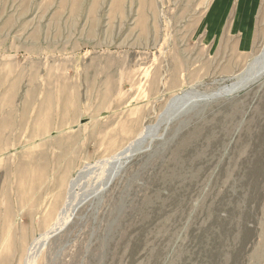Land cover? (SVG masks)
Segmentation results:
<instances>
[{
    "label": "rangeland",
    "instance_id": "rangeland-1",
    "mask_svg": "<svg viewBox=\"0 0 264 264\" xmlns=\"http://www.w3.org/2000/svg\"><path fill=\"white\" fill-rule=\"evenodd\" d=\"M215 1L0 0V264H23L77 200L82 166L123 149L175 94L228 84L259 53L264 0L246 50L238 32L208 35ZM158 136L99 200L70 209L35 264H264V77Z\"/></svg>",
    "mask_w": 264,
    "mask_h": 264
},
{
    "label": "bare ground",
    "instance_id": "bare-ground-1",
    "mask_svg": "<svg viewBox=\"0 0 264 264\" xmlns=\"http://www.w3.org/2000/svg\"><path fill=\"white\" fill-rule=\"evenodd\" d=\"M263 77L264 43L259 53L247 63L242 71L233 76L228 84L221 85L212 91H202L196 86H193L175 94L160 113L158 121L155 124L146 125L138 136L131 140L123 149L111 157L99 159L96 162L94 161L95 163L91 162L82 166L76 173L77 177L74 176L69 182V198L70 194H72L77 197V200L71 202L70 199L66 202L65 207L61 210L60 217L56 220L57 222L51 229L49 228L48 231H45L38 238L33 240L29 245L23 264H35L36 256L40 252V249L46 244L48 238L59 231L60 228L66 224L69 215H72L70 209H73L80 203L93 204L102 197L103 193L109 188L114 179L123 171L122 168L125 166V163L130 161L135 154L145 150L149 141H153L159 137L158 131L163 122L168 119H176L179 116L191 112L200 103L214 100L219 97L232 96L259 83ZM72 186L75 188L78 187L80 193L74 192L71 188Z\"/></svg>",
    "mask_w": 264,
    "mask_h": 264
},
{
    "label": "crops",
    "instance_id": "crops-1",
    "mask_svg": "<svg viewBox=\"0 0 264 264\" xmlns=\"http://www.w3.org/2000/svg\"><path fill=\"white\" fill-rule=\"evenodd\" d=\"M229 1L230 0H216L214 2V5L208 16V35L211 33V37L214 36L213 38L216 39L223 33L234 35L238 32L240 35H243L240 39L241 42H239V45L241 44L243 50L251 48L252 36L250 31L248 32V29L251 30V25H253L256 11L261 0H238L237 12L231 22V28L230 30L225 31L227 15L229 14ZM232 1L233 0L230 2Z\"/></svg>",
    "mask_w": 264,
    "mask_h": 264
},
{
    "label": "water",
    "instance_id": "water-1",
    "mask_svg": "<svg viewBox=\"0 0 264 264\" xmlns=\"http://www.w3.org/2000/svg\"><path fill=\"white\" fill-rule=\"evenodd\" d=\"M159 117H160V116H159ZM76 177H77V176H76ZM110 183H111V182H110ZM71 188H72V190H74V188H75V187H74V186H72Z\"/></svg>",
    "mask_w": 264,
    "mask_h": 264
}]
</instances>
